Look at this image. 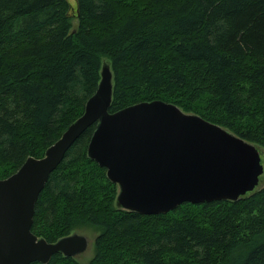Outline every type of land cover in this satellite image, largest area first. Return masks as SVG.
Masks as SVG:
<instances>
[{"label": "trees", "instance_id": "16d2710c", "mask_svg": "<svg viewBox=\"0 0 264 264\" xmlns=\"http://www.w3.org/2000/svg\"><path fill=\"white\" fill-rule=\"evenodd\" d=\"M74 1L0 0V180L42 158L82 115L104 60L109 113L159 100L264 150V0ZM93 130L41 190L35 236L54 243L94 230L84 264H264V185L236 201L125 211L87 156ZM46 264L83 263L58 253Z\"/></svg>", "mask_w": 264, "mask_h": 264}, {"label": "water", "instance_id": "95a60500", "mask_svg": "<svg viewBox=\"0 0 264 264\" xmlns=\"http://www.w3.org/2000/svg\"><path fill=\"white\" fill-rule=\"evenodd\" d=\"M112 74L101 65L82 115L40 159L28 158L0 180V264H46L52 255L85 252L78 234L48 243L31 232L34 207L50 174L89 127L87 156L117 186L116 204L140 215L167 213L183 203L236 201L264 172L257 148L222 127L155 100L109 113Z\"/></svg>", "mask_w": 264, "mask_h": 264}, {"label": "rangeland", "instance_id": "374dc122", "mask_svg": "<svg viewBox=\"0 0 264 264\" xmlns=\"http://www.w3.org/2000/svg\"><path fill=\"white\" fill-rule=\"evenodd\" d=\"M66 1L69 3V5L72 8H75V1L74 0H66ZM74 24L76 25V21L75 20H74ZM103 64H107V61L104 60L102 62V65ZM187 114H190V113H187ZM257 150L260 153L261 163H262L263 168H264V150L263 149H260V148H257ZM263 185H264V172L260 176L259 183H258V185L256 187V190H259L260 188H262ZM72 234H78V235L84 236L87 239V247H86L85 252L80 253V254L74 256V258L77 261H79L80 263H83V264L84 263H87L90 260V258L93 256V243H94L95 237L97 236V233H95V231L92 230V229L82 228V229H78V230L74 231Z\"/></svg>", "mask_w": 264, "mask_h": 264}, {"label": "bare ground", "instance_id": "6f19581e", "mask_svg": "<svg viewBox=\"0 0 264 264\" xmlns=\"http://www.w3.org/2000/svg\"><path fill=\"white\" fill-rule=\"evenodd\" d=\"M111 83H112V78H111ZM170 104V103H169ZM173 105V104H172ZM175 106V105H174ZM175 107H177V106H175ZM178 108V107H177ZM179 109V108H178ZM180 110V109H179ZM182 111V110H181ZM183 112V111H182ZM260 159H261V157H260Z\"/></svg>", "mask_w": 264, "mask_h": 264}]
</instances>
